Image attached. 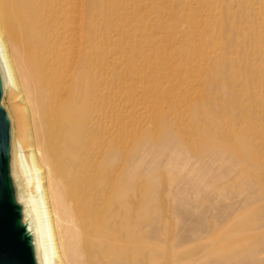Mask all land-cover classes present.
<instances>
[{"label":"rangeland","instance_id":"rangeland-1","mask_svg":"<svg viewBox=\"0 0 264 264\" xmlns=\"http://www.w3.org/2000/svg\"><path fill=\"white\" fill-rule=\"evenodd\" d=\"M197 1L186 0L201 15L196 27L205 34L190 41L206 61H195L181 74L190 77L188 83L169 80L181 95L166 89L143 99L140 92L152 84L122 89L121 116L131 137L124 148L109 149L105 184L112 177L117 184L99 206L107 218L130 212L133 226H124L122 215L118 220L123 233L136 239L138 264H264V146L246 131L254 125L264 133V33L258 30L264 0H205L204 7ZM179 2L143 5L176 23V37L186 39L181 16L188 8ZM207 12L217 22L208 27ZM135 32L145 34L142 28ZM159 33L155 37L164 36ZM179 47L171 38L169 53ZM124 70L119 65L110 76L113 91L128 78ZM15 82L4 94L5 106L21 93L16 70ZM15 126L14 121L16 135ZM29 165V157L17 160L13 147L14 174L27 208L39 200Z\"/></svg>","mask_w":264,"mask_h":264},{"label":"bare ground","instance_id":"bare-ground-1","mask_svg":"<svg viewBox=\"0 0 264 264\" xmlns=\"http://www.w3.org/2000/svg\"><path fill=\"white\" fill-rule=\"evenodd\" d=\"M179 3L188 8L181 16L186 39L176 37V23L146 11L143 0H0V68L6 95L16 86L15 70L21 79L20 95L6 107L16 158L29 157L35 172L39 200L25 210L34 215L40 264H138L136 239L118 220L122 215L124 226H133L130 212L107 218L99 206L117 184L112 177L106 186L103 166L109 149L124 148L131 137L121 116L122 89L152 84L140 92L143 99L166 89L181 95L169 80L206 61L190 41L205 34L196 27L202 17L186 0ZM216 23L207 12L203 25ZM140 28L144 35L136 34ZM258 30L264 33V25ZM171 38L178 52L169 53ZM119 65L128 78L113 91L108 80ZM246 131L264 146L261 129Z\"/></svg>","mask_w":264,"mask_h":264},{"label":"water","instance_id":"water-1","mask_svg":"<svg viewBox=\"0 0 264 264\" xmlns=\"http://www.w3.org/2000/svg\"><path fill=\"white\" fill-rule=\"evenodd\" d=\"M4 94L0 68V264H40L36 235L14 174L12 120L3 102Z\"/></svg>","mask_w":264,"mask_h":264}]
</instances>
